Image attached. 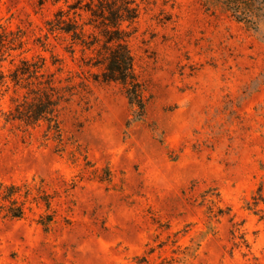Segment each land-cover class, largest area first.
I'll list each match as a JSON object with an SVG mask.
<instances>
[{"label":"rangeland","instance_id":"obj_1","mask_svg":"<svg viewBox=\"0 0 264 264\" xmlns=\"http://www.w3.org/2000/svg\"><path fill=\"white\" fill-rule=\"evenodd\" d=\"M62 7L0 0V24L25 33L0 65L56 53L79 82L68 35L47 39ZM135 27L144 117L120 84L90 81L60 106V151L0 112V180L40 199L0 213V264H264V203L246 206L264 181V0H147Z\"/></svg>","mask_w":264,"mask_h":264},{"label":"trees","instance_id":"obj_2","mask_svg":"<svg viewBox=\"0 0 264 264\" xmlns=\"http://www.w3.org/2000/svg\"><path fill=\"white\" fill-rule=\"evenodd\" d=\"M147 0H66L68 9L60 8L46 22L49 35H68L66 47L79 58L81 80L74 83L72 77H63L64 59L53 53L51 60L43 54L23 56L16 62L11 59L9 68L0 65V89L13 91L12 105L3 112L6 122H18L26 129L46 127L45 136L56 142L60 151L65 150L66 139L59 116L60 106L89 88L90 81L120 84L134 107L138 118L146 115L150 96L135 68L130 40L136 31L141 14V4ZM25 33L9 31L0 24V59L11 49L23 47ZM46 47V43L43 42ZM5 58V57H4ZM19 94V95H18ZM44 179L41 180V183ZM42 187L38 190L42 191ZM31 181L6 182L0 180V213L11 218L27 215V202L40 199L32 197ZM48 205L51 196L46 194ZM41 198V196L39 197ZM264 203L262 181L247 208L257 210Z\"/></svg>","mask_w":264,"mask_h":264}]
</instances>
